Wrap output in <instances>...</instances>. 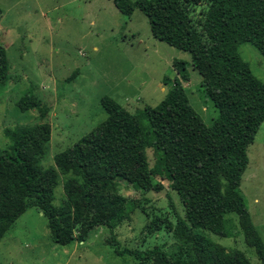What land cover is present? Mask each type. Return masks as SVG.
<instances>
[{"label": "trees", "instance_id": "16d2710c", "mask_svg": "<svg viewBox=\"0 0 264 264\" xmlns=\"http://www.w3.org/2000/svg\"><path fill=\"white\" fill-rule=\"evenodd\" d=\"M113 1L124 15L141 9L156 38L206 63L204 90L219 116L208 126L193 108L183 84L190 79L188 63L176 59L179 75L164 78L171 87L162 101L134 114L103 97L107 118L57 153L54 165L43 167L40 159L52 136L48 108L28 92L18 105L24 111L38 109L41 122L0 151V241L30 207L41 210L53 241L63 246L87 241L97 227L114 229L129 220L138 204L121 188H153L146 151L150 140L164 155L171 188L180 196L185 215L175 225L163 216L149 224L151 234L172 231L173 250L155 245L126 251L139 264H254L242 251L228 250L201 232L218 229L235 213L247 244L264 264V240L240 188L249 165V145L264 122V81L238 51L240 44L250 42L264 56V0ZM198 6L204 8L196 14ZM9 79L10 63L0 42V84ZM224 166L234 169L236 183L225 181ZM60 185L64 196L55 204Z\"/></svg>", "mask_w": 264, "mask_h": 264}, {"label": "rangeland", "instance_id": "374dc122", "mask_svg": "<svg viewBox=\"0 0 264 264\" xmlns=\"http://www.w3.org/2000/svg\"><path fill=\"white\" fill-rule=\"evenodd\" d=\"M203 8L196 7L195 13ZM0 42L10 63L9 82L0 84V151L41 122L38 109L24 111L18 105L29 92L48 108L46 120L52 129L47 154L40 159L43 167L54 165L57 153L72 147L107 118L103 97L113 98L134 114L162 101L171 87L164 78L173 80L179 75L176 59L188 63L190 79L183 84L193 108L208 126L219 116L204 90L206 63L156 38L141 9L128 16L113 0H0ZM238 51L264 81V56L256 46L245 42ZM143 123L148 125L146 120ZM146 151L154 185L148 192L122 186V193L138 204L129 220L114 229L97 227L87 241L63 246L53 241L41 210L30 207L0 241V264H139L126 250L143 251L155 245L173 250L172 231L151 234L149 224L163 216L175 225L185 215L184 205L171 188L162 152L150 140ZM248 155L240 188L264 240V122ZM222 170L226 182L236 183L233 168ZM56 196L55 204H59L64 196L62 185ZM201 232L228 250L242 251L254 264H262L247 244L235 213L227 215L218 229Z\"/></svg>", "mask_w": 264, "mask_h": 264}]
</instances>
